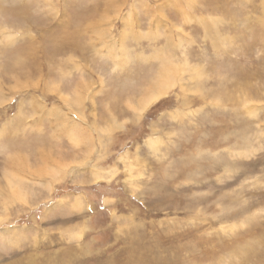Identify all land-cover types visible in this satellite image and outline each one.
<instances>
[{"label":"rangeland","instance_id":"obj_1","mask_svg":"<svg viewBox=\"0 0 264 264\" xmlns=\"http://www.w3.org/2000/svg\"><path fill=\"white\" fill-rule=\"evenodd\" d=\"M0 264H264V0H0Z\"/></svg>","mask_w":264,"mask_h":264},{"label":"bare ground","instance_id":"obj_2","mask_svg":"<svg viewBox=\"0 0 264 264\" xmlns=\"http://www.w3.org/2000/svg\"><path fill=\"white\" fill-rule=\"evenodd\" d=\"M164 87V86H163ZM163 87H161V88H157L155 91H154V93H153V95H152V98H154L155 96H156V94H160V93H162L163 92ZM100 176V175H99ZM81 206V205H80Z\"/></svg>","mask_w":264,"mask_h":264}]
</instances>
